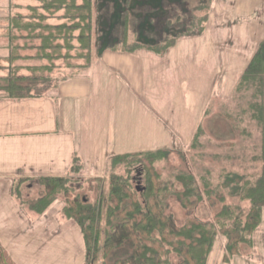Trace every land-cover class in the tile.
Listing matches in <instances>:
<instances>
[{
    "label": "crops",
    "instance_id": "obj_1",
    "mask_svg": "<svg viewBox=\"0 0 264 264\" xmlns=\"http://www.w3.org/2000/svg\"><path fill=\"white\" fill-rule=\"evenodd\" d=\"M24 1L20 7L40 5ZM211 2L203 31L179 37L164 54L108 47L93 59L91 47V61L42 96L0 98V244L15 264L85 260L81 230L63 215V204L54 201L42 214L30 211L13 193L17 180L65 177L75 158L82 172L94 177L111 157L188 142L212 98L219 90L226 94L235 88L264 40L255 32L264 24V13L247 0ZM172 3L180 8L181 0H169V7ZM97 7L94 0L93 23ZM104 7L108 11L101 14V24L114 14L111 4ZM118 9L121 17H129L122 6ZM61 15L48 22L58 23ZM251 21L257 23L255 28L248 27ZM235 61L240 65L234 74L229 63ZM33 188L27 184L22 194L27 199L43 194L31 196ZM252 242L247 253L228 264H264V209ZM224 245L215 241L206 264H227Z\"/></svg>",
    "mask_w": 264,
    "mask_h": 264
},
{
    "label": "trees",
    "instance_id": "obj_2",
    "mask_svg": "<svg viewBox=\"0 0 264 264\" xmlns=\"http://www.w3.org/2000/svg\"><path fill=\"white\" fill-rule=\"evenodd\" d=\"M37 1L40 2L39 6L26 7L29 11L26 15L14 14L11 10L21 8L20 6H9L4 18L7 24V74L0 77V94L7 99L42 96L51 87L52 82L40 76L39 71L58 70L59 66H55L54 62H65L71 58L66 52L83 50L85 55L81 58L87 60L86 65L89 63L92 47V0H82L80 5L75 4L76 0ZM59 13L62 15L57 16V19L62 22L49 24L48 20L55 18ZM205 22L204 18L198 31H188L190 25L187 26L182 34L201 33ZM194 24L191 23V27ZM74 31H78L77 36H74ZM72 39L78 41V47L60 44V41L67 42ZM34 41H39V45H33ZM174 41L175 38L165 46H147V49L162 54ZM123 48L133 51L140 46ZM28 50L34 51L35 54H21ZM61 51H66V54ZM16 61H45L47 64H34L24 68L22 65L14 66ZM22 69L29 74L20 75ZM47 85L48 87H45ZM233 98L240 109L235 116L228 115L227 121L238 130L244 117H248L259 131L260 151L253 161L259 162L261 167L254 179L226 172L221 176V181L213 185L209 179L200 177L202 190L193 176L182 172L175 174L172 181H163L155 171V163L163 158L166 152L156 150L112 157V167L120 163L129 168L138 165L142 184L133 186L132 182L137 178L130 176L110 177L107 201L103 205L98 202L90 203L79 195L72 196L70 189L65 187V178H39L38 182L44 187V193L36 199L20 202L30 211L42 214L59 195H62L63 215L79 226L83 236V264H174L171 255L179 260L177 264H206L218 235L225 239L224 261L228 264L231 258L239 255L241 245H252V236L261 223L264 209V40L235 86ZM76 164L75 158L71 170ZM23 181L26 180H19L14 187V195L18 199H21L19 185ZM175 181L181 184V192L174 189ZM170 197L176 198L186 210L195 208L204 199L211 206L219 202L222 207L216 213L213 223L188 217L184 224L179 226L174 218L166 213L167 200ZM227 197L247 202L248 207L243 210L240 206L227 204ZM101 234L103 241L99 246ZM116 252L118 254L112 259L113 253ZM0 264H15L1 244Z\"/></svg>",
    "mask_w": 264,
    "mask_h": 264
},
{
    "label": "rangeland",
    "instance_id": "obj_3",
    "mask_svg": "<svg viewBox=\"0 0 264 264\" xmlns=\"http://www.w3.org/2000/svg\"><path fill=\"white\" fill-rule=\"evenodd\" d=\"M168 1L169 0H128L129 6L127 7V0H110V2H107L106 0H95V3L98 6L95 10V22L93 23V9L91 20V46L93 47V59H96L98 51L108 47L120 49L122 47L140 46L138 49H147V46H149L156 48V46H165L169 44L173 38H175L174 43L171 44V47H174L177 44L179 37L186 35L182 33L185 32L187 26L190 25L188 31H198L203 19L205 18L207 22L209 18L212 0H181V3L179 4L180 8L175 3H172L175 4L173 5L174 7H169ZM247 1L252 5L255 3V7L258 8V11L264 13V0ZM9 2L10 3H8V0H0V77L7 74L6 63L8 49L6 40L7 32L5 30L7 24L5 23L4 18L8 11V4H10V7L11 5L12 7H18L19 4H22V6L26 4L24 0H9ZM82 3V0L75 1V4L78 5ZM107 4L112 5L110 10H114V14L106 16V21L108 22L105 24H108L109 30L105 31L104 27H107V25L104 26L105 24H101V14L105 13L104 11H108V9L104 7ZM34 5V2H32V6ZM93 5L94 0H92V6ZM118 6H122L123 11H128L129 17L127 19L125 18V15L123 17L119 15L122 9H118ZM169 9L175 11L176 16H172V14H169V11H165ZM11 10L14 14H29V11L26 10L25 7L12 8ZM31 15L34 16L33 14ZM98 15L100 19H98ZM113 17L115 18L114 20H112ZM261 19L264 20V15ZM61 22L62 21L49 24H59ZM206 22L203 25V29ZM191 23H195L193 27H191ZM248 24L249 28H255L257 26V23L254 21H251ZM261 27L264 28V24H262L260 28L258 27L255 31L261 34L256 37L260 41L264 39V30H262ZM73 34L74 36H77L78 31H74ZM39 43V41H34L33 45H39ZM60 44H67L68 46L74 47L79 46L76 39L68 40L67 42L60 41ZM252 49L253 48H250V51L247 52L249 56H252L253 54L251 53L255 52H252ZM65 52L66 51H61V53H67V56H71V58L65 62L62 60L54 62L55 66H59L58 70L52 72L39 71L40 76H43L52 82L50 86L60 79H65L74 71L83 68L87 63V60L81 58L84 57L85 51L77 49L75 51ZM21 54L24 56H33L35 52L28 50L26 52H21ZM90 61L91 54L89 62ZM34 64L43 66L47 63L45 61L36 63L34 61H16L13 63L14 66L22 65L24 68L25 66H33ZM239 65V61H235L231 64L229 63L230 70L235 74ZM19 74L28 75L29 72L22 69ZM45 87H48V85ZM233 97L234 89L226 94L221 93L219 90L217 95L212 98L211 103L207 105L204 117L201 120L200 125L196 128L192 138L188 142L177 144V146H172L169 149H161L166 153L163 158L155 163V171L161 180L172 181L175 174L177 175L179 172H182L193 176L202 190L203 187L199 181L200 177L207 178L213 185H217L221 181V176L226 172L238 173L243 176H248L250 179H254L259 174L261 164L253 161L254 156L260 151L259 131L248 117H244L243 121L240 123L238 127L239 131L235 130L232 124L227 121L226 117L228 115L235 116L240 109L238 103ZM0 98L7 99L3 94H0ZM199 127L200 131L197 132ZM196 132L197 135H195ZM111 159L112 157L106 161L102 172H98L94 177L92 174L87 175L86 173H83L82 167L76 164L79 168L75 166L77 169L74 167L72 170L70 169L67 176L59 178H65V187L70 189L72 196L79 195L80 197L87 199L90 203L98 202L100 205H103V203H106L107 201L110 177L115 175H121L124 177L130 176L137 178V180L132 182L133 186H139L142 184V180L140 179L141 176L138 174L140 168L138 165L129 168L126 164L120 163L117 166L112 167L110 165ZM38 179L39 178L36 180L24 179L26 181H23L19 185V194L21 198H17L19 201L38 198L27 199L25 195L22 194V191H26L25 187L27 184H31L34 187L31 190V193H33L31 196H34V194L36 195L37 192L40 191L44 193V187L39 184ZM18 182L19 180L13 185V193L14 187ZM173 185L177 192L182 191V186L179 182L175 181ZM55 201L60 202V204L62 203L64 206V198L62 195H59ZM226 203L240 206L243 210L248 207L247 202H240L237 199H231L229 197H227ZM221 207L222 204L219 202H216L215 205L211 206L204 199L195 208L186 210L180 206L176 198L170 197L167 200L166 213L171 215L179 226L183 225L185 219L188 217H194L206 223H213L215 215ZM102 241L103 237L101 234L99 246L102 245ZM215 241L225 244V239L221 235H218ZM250 247L251 246L248 245H241L239 255L247 253ZM116 254L118 253H113L112 259L115 258ZM171 261L174 264L179 262L174 255H171Z\"/></svg>",
    "mask_w": 264,
    "mask_h": 264
}]
</instances>
